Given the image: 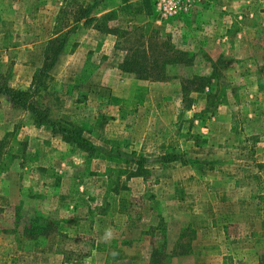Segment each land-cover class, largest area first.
<instances>
[{
	"label": "rangeland",
	"instance_id": "374dc122",
	"mask_svg": "<svg viewBox=\"0 0 264 264\" xmlns=\"http://www.w3.org/2000/svg\"><path fill=\"white\" fill-rule=\"evenodd\" d=\"M114 1L0 0V85L26 89L64 38L40 105L150 159L87 153L0 94V264H264V0L175 21ZM139 50L163 79L119 69Z\"/></svg>",
	"mask_w": 264,
	"mask_h": 264
},
{
	"label": "trees",
	"instance_id": "16d2710c",
	"mask_svg": "<svg viewBox=\"0 0 264 264\" xmlns=\"http://www.w3.org/2000/svg\"><path fill=\"white\" fill-rule=\"evenodd\" d=\"M64 38L54 37L46 45L40 67L34 71L31 77L30 85L26 89H14L4 84L0 85V94L6 97L8 103L13 108L22 109L29 112L32 123L35 126H46L52 135H58L63 142L72 144L87 153H100L109 157L122 159L124 162H132L136 168H141L150 159L135 152L123 153L118 150H104L95 146L82 134V129L63 119H52L48 114V110L39 103V92L45 86L48 78V72L56 62L60 51L63 48ZM160 67L154 63H148L144 59L143 51L139 50V55L124 57L119 69L124 72L135 74L138 79H163L164 76L150 75L152 68ZM181 157L176 153H163L152 159L151 161L168 163L180 161Z\"/></svg>",
	"mask_w": 264,
	"mask_h": 264
},
{
	"label": "built area",
	"instance_id": "2783aa9c",
	"mask_svg": "<svg viewBox=\"0 0 264 264\" xmlns=\"http://www.w3.org/2000/svg\"><path fill=\"white\" fill-rule=\"evenodd\" d=\"M159 18L163 20H179L193 8V0H152Z\"/></svg>",
	"mask_w": 264,
	"mask_h": 264
},
{
	"label": "crops",
	"instance_id": "0c3cea01",
	"mask_svg": "<svg viewBox=\"0 0 264 264\" xmlns=\"http://www.w3.org/2000/svg\"><path fill=\"white\" fill-rule=\"evenodd\" d=\"M136 0H115V8L120 12L122 15L130 14V16L136 15L137 16V5L135 3ZM114 4V3H113ZM27 86V85H26ZM13 87V86H12ZM10 108H13L8 104Z\"/></svg>",
	"mask_w": 264,
	"mask_h": 264
}]
</instances>
